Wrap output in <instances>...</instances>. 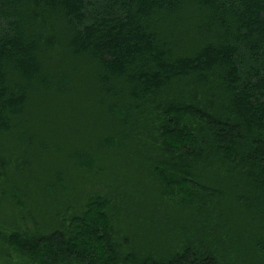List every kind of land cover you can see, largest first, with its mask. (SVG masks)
Here are the masks:
<instances>
[{
    "label": "trees",
    "instance_id": "obj_1",
    "mask_svg": "<svg viewBox=\"0 0 264 264\" xmlns=\"http://www.w3.org/2000/svg\"><path fill=\"white\" fill-rule=\"evenodd\" d=\"M0 264H264V0H0Z\"/></svg>",
    "mask_w": 264,
    "mask_h": 264
},
{
    "label": "rangeland",
    "instance_id": "obj_2",
    "mask_svg": "<svg viewBox=\"0 0 264 264\" xmlns=\"http://www.w3.org/2000/svg\"><path fill=\"white\" fill-rule=\"evenodd\" d=\"M63 59H64L65 62L68 61L67 57H63ZM70 60H71V59H70ZM82 62H83V63H87V64H89L91 68L93 67V65H92L91 63H89L88 61H86V60H83ZM72 65H73L74 67H77V63H76V62L72 63ZM88 239H89V238H88Z\"/></svg>",
    "mask_w": 264,
    "mask_h": 264
}]
</instances>
